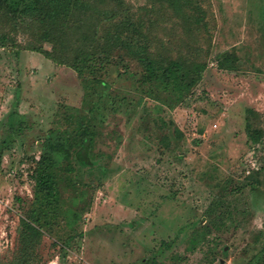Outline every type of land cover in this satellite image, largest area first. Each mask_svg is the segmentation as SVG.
<instances>
[{
    "label": "rangeland",
    "instance_id": "obj_1",
    "mask_svg": "<svg viewBox=\"0 0 264 264\" xmlns=\"http://www.w3.org/2000/svg\"><path fill=\"white\" fill-rule=\"evenodd\" d=\"M4 1L0 264L16 261L30 218L43 233L34 264H264V0ZM145 45L195 79L181 102L159 82L147 93L132 53ZM96 46L110 63L86 89L59 61ZM86 132L91 164L75 156ZM49 138L54 201L35 187Z\"/></svg>",
    "mask_w": 264,
    "mask_h": 264
},
{
    "label": "trees",
    "instance_id": "obj_2",
    "mask_svg": "<svg viewBox=\"0 0 264 264\" xmlns=\"http://www.w3.org/2000/svg\"><path fill=\"white\" fill-rule=\"evenodd\" d=\"M64 1V0H62ZM71 1V0H70ZM68 0L66 8L69 10L71 8V2ZM65 2V1H64ZM63 2V3H64ZM74 4H78L79 0H73ZM51 5L53 8L59 9V4H57L56 0H47L44 5ZM0 7H4L7 9L9 6L5 5L4 0H0ZM41 15L38 17V20L44 24L52 23L54 24L56 16H53L49 10H42ZM58 12V11H57ZM68 12L64 17H68ZM136 25L133 23L124 22L120 24V32L127 33L129 29L134 30L135 32H139V34L143 35V33L135 28ZM50 35L55 36V30L50 32ZM89 37L86 36V39ZM127 35L126 39L122 38L119 34H109L107 39L110 42H113L115 45L120 46V44L127 45L130 47L133 39ZM95 40V38H93ZM126 40V41H124ZM125 47V46H123ZM131 49V48H130ZM107 49L98 48V46L91 47H79L74 49L73 52L76 54L75 61L71 63L66 60H60L59 63L68 64L74 68L77 72L78 76L84 82V86L86 89H89L90 81L93 80L98 82L99 84L105 83L104 79L97 77V74L104 69L105 64L110 63V55L105 52ZM147 45L144 47L145 54L142 52L135 51L132 49L133 55L137 57L140 62V65L143 67V75L141 77L142 83L146 86V91L149 95L153 96L154 91L151 86L157 83H160V87L167 91L168 94H172L173 96H177V103L182 101V96H184V92L190 88L192 83L195 82V79L192 75H179L181 68L183 67L181 61L175 60L169 62L165 67L159 68L152 57L150 52L147 53ZM103 53H107L106 55ZM97 55L98 59L94 60V56ZM55 58V57H53ZM85 68L87 69V73H85ZM161 69V70H159ZM203 70L202 66L195 67V74L201 73ZM190 80V81H188ZM166 103L170 104L167 100ZM176 103V104H177ZM171 106H174L170 104ZM57 139V138H55ZM53 140L51 138L48 139L47 143L44 146V150L38 161V166L36 168L35 175V187L37 188L36 197L39 199L40 196L45 198L48 201H54L58 197L59 191V183L54 177L52 173L48 171V168L51 166H56L58 164V155L61 152V147L56 145L57 140ZM93 136L89 132H86L82 137V144L77 149L75 156L76 159L81 164H91L90 160V152L93 145ZM65 157L66 154L64 155ZM33 215V213H30ZM30 220H22V230H21V247L19 248V254H17L16 261L13 264H34L35 263V254L37 247L41 243V239L43 237V233L41 231V227L37 226L32 218Z\"/></svg>",
    "mask_w": 264,
    "mask_h": 264
},
{
    "label": "built area",
    "instance_id": "obj_3",
    "mask_svg": "<svg viewBox=\"0 0 264 264\" xmlns=\"http://www.w3.org/2000/svg\"><path fill=\"white\" fill-rule=\"evenodd\" d=\"M250 171H248V173H249Z\"/></svg>",
    "mask_w": 264,
    "mask_h": 264
}]
</instances>
